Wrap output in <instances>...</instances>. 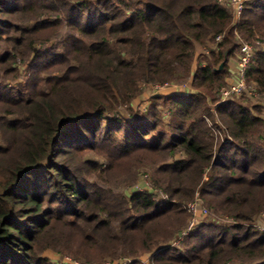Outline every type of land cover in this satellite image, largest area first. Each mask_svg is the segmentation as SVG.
Returning <instances> with one entry per match:
<instances>
[{"label":"trees","instance_id":"trees-1","mask_svg":"<svg viewBox=\"0 0 264 264\" xmlns=\"http://www.w3.org/2000/svg\"><path fill=\"white\" fill-rule=\"evenodd\" d=\"M240 41L264 94V0L237 20L218 0H0V264H264V117L217 104ZM188 78L132 109L141 85ZM197 198L225 223L176 248Z\"/></svg>","mask_w":264,"mask_h":264},{"label":"rangeland","instance_id":"rangeland-1","mask_svg":"<svg viewBox=\"0 0 264 264\" xmlns=\"http://www.w3.org/2000/svg\"><path fill=\"white\" fill-rule=\"evenodd\" d=\"M232 13H233V10H232ZM243 43H248L249 45H251L253 47V44H251L249 42L242 41L241 45ZM201 51H203L204 53H207L208 50L204 49V48L202 50H199L198 53H197L196 58L199 57L198 55L201 53ZM238 53H239V50L237 51V55H238ZM196 58H195V64L197 62ZM234 61H236V59L230 60L229 63H230L231 67L235 66L233 64ZM231 71H232V73L234 75H232L228 79V83L229 84L232 83L233 81H235V79H236V74H235L236 70L234 71V69L232 68ZM190 81H191V78H188L187 80H185V82H179V83H176V84H164V85H152V86L141 85L140 86L141 94H139L136 97V99L132 102L131 107H132L133 110H135L137 112H145L147 110V108L153 103V101H155L154 98L159 96V95L160 96H166V95H171L172 93L184 92V91L191 92V93L196 92V90L193 89V87H191ZM248 85L249 86H251V85L253 86L252 83H248ZM217 97H218L217 104H221V103L226 102L228 100V99L224 100L221 97L220 91L217 94ZM241 97H245L247 100H249L251 105H256L257 107H259L261 109V114L260 115L264 117V94L259 93L257 91V93L255 95L246 94V95H243V96L240 95V96H234V97H231V98L234 100V99H239ZM210 106H211L212 110H214V108H215L214 104L210 103ZM165 114H168V111H165ZM166 118H167V116H166ZM166 118L164 120H167ZM89 157L95 158L93 156H89ZM147 185H148V187H147ZM151 186H152V183L150 181L149 171L147 169L141 170L140 181H139V183L137 185H135L134 188L137 191H143V190L145 191L146 187L151 189ZM132 188H130L128 190L129 191L130 190L133 191ZM195 202H197V204H199V209H200V210L198 209L199 211L197 212V215H198V223L197 224H199L201 221H205V220H216L219 223H222V224L225 223V219H223L221 217H218V215L210 214L209 211L207 210V208L205 207V205L202 203L200 198H197V200ZM189 204H191V202ZM189 204H188V210H189V206H190ZM189 213H190V210H189ZM191 218L192 217H189L187 225H186L185 229L180 231L181 233H185V232L188 231V227H189V223L191 221ZM197 224L195 223V226L193 227V229L188 234L186 233V235L183 236V235H181V233H179L177 235V238L173 239L171 245L176 247V248L184 247L183 246V242H184L185 238L188 237L191 234V232H193V230H194V228L196 227ZM252 227L258 232H264V212H262L261 215H259L255 219V221L252 224ZM153 254L152 253L144 254L143 256L139 257V260L142 261L144 264H151L150 261H151V258L153 256ZM45 256L50 257L55 264H80L79 261L73 259L72 257H70L68 255L61 256V255H58V254L56 255V253H53V252H48V254H45ZM117 261L118 260H116L115 263H111L112 261L107 259V260H105V262H102L100 264H117ZM95 264H99V263H95Z\"/></svg>","mask_w":264,"mask_h":264},{"label":"built area","instance_id":"built-area-1","mask_svg":"<svg viewBox=\"0 0 264 264\" xmlns=\"http://www.w3.org/2000/svg\"><path fill=\"white\" fill-rule=\"evenodd\" d=\"M218 1L219 3L227 2L228 6L231 7V9L233 10L234 18L237 20L241 16L246 3L249 2L250 0H218ZM221 39H222L221 35H218L215 38L217 42L221 41ZM253 55H254V51L251 45H249L248 43H243L240 46V56L237 61V68L235 72L236 79L232 83L220 89V95L224 100L234 96H240L243 94L255 95L257 93L255 87L252 85L249 86L246 80V71L249 63L253 58ZM189 205H190L189 210L192 214L191 215L192 218L189 223L188 231L185 233H181V235L183 236L186 235V233L188 234L193 229L195 223L196 224L198 223L197 212L200 210L199 204H197V202H192Z\"/></svg>","mask_w":264,"mask_h":264},{"label":"crops","instance_id":"crops-1","mask_svg":"<svg viewBox=\"0 0 264 264\" xmlns=\"http://www.w3.org/2000/svg\"><path fill=\"white\" fill-rule=\"evenodd\" d=\"M233 64H234L235 66L231 67V69L233 68L234 70H236V67H237V62H236V61H234V62H233Z\"/></svg>","mask_w":264,"mask_h":264},{"label":"water","instance_id":"water-1","mask_svg":"<svg viewBox=\"0 0 264 264\" xmlns=\"http://www.w3.org/2000/svg\"><path fill=\"white\" fill-rule=\"evenodd\" d=\"M223 65L220 66V68H222Z\"/></svg>","mask_w":264,"mask_h":264}]
</instances>
